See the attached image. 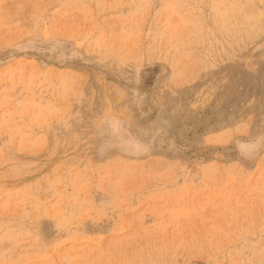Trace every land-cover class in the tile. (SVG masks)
Here are the masks:
<instances>
[{
  "label": "rangeland",
  "instance_id": "rangeland-1",
  "mask_svg": "<svg viewBox=\"0 0 264 264\" xmlns=\"http://www.w3.org/2000/svg\"><path fill=\"white\" fill-rule=\"evenodd\" d=\"M0 264H264V0H0Z\"/></svg>",
  "mask_w": 264,
  "mask_h": 264
}]
</instances>
